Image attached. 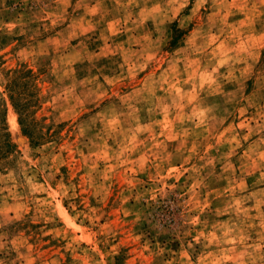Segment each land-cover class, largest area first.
I'll use <instances>...</instances> for the list:
<instances>
[{"label":"rangeland","instance_id":"1","mask_svg":"<svg viewBox=\"0 0 264 264\" xmlns=\"http://www.w3.org/2000/svg\"><path fill=\"white\" fill-rule=\"evenodd\" d=\"M0 264H264V0H0Z\"/></svg>","mask_w":264,"mask_h":264}]
</instances>
